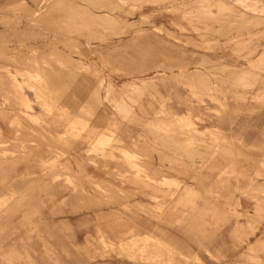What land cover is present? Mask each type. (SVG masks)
I'll return each mask as SVG.
<instances>
[{
  "label": "rangeland",
  "instance_id": "rangeland-1",
  "mask_svg": "<svg viewBox=\"0 0 264 264\" xmlns=\"http://www.w3.org/2000/svg\"><path fill=\"white\" fill-rule=\"evenodd\" d=\"M0 264H264V0H0Z\"/></svg>",
  "mask_w": 264,
  "mask_h": 264
},
{
  "label": "bare ground",
  "instance_id": "bare-ground-1",
  "mask_svg": "<svg viewBox=\"0 0 264 264\" xmlns=\"http://www.w3.org/2000/svg\"><path fill=\"white\" fill-rule=\"evenodd\" d=\"M55 1V0H54ZM59 1V0H58ZM110 1V0H109ZM135 1V0H134ZM35 2V1H34ZM41 2V1H40ZM116 2V1H115ZM66 3V2H65ZM70 3V2H69ZM88 3V2H87ZM105 3H106V1H105ZM251 3V2H250ZM38 4V3H37ZM46 4V3H45ZM68 4V3H67ZM51 5V4H50ZM64 5H66V4H64ZM89 5V4H88ZM97 5V4H96ZM111 5V4H110ZM49 6V5H48ZM47 6V7H48ZM76 6V5H75ZM94 6V5H93ZM248 7H249V5H247ZM36 7H38V6H36ZM252 7V6H251ZM255 7V6H254ZM256 8V7H255ZM46 9V8H45ZM59 9V8H58ZM76 9V8H75ZM78 10V9H77ZM19 11V10H18ZM46 11V10H45ZM68 11V10H67ZM75 11V10H74ZM88 11V10H87ZM49 12V11H48ZM51 12V11H50ZM114 12V11H113ZM235 12V11H234ZM242 12V11H241ZM247 12V11H246ZM18 13V12H17ZM71 13V12H70ZM75 13V12H74ZM82 13V12H81ZM236 13V12H235ZM68 14V13H67ZM76 14V13H75ZM77 14H79V11H78V13ZM44 15V14H43ZM42 15V16H43ZM49 15V14H48ZM53 15H55V14H53ZM57 15V14H56ZM74 15V14H73ZM72 15V16H73ZM80 15V14H79ZM231 15V14H230ZM234 15V14H233ZM236 15H237V13H236ZM248 15V14H247ZM46 16V15H45ZM50 16V15H49ZM61 16V15H60ZM111 16V15H110ZM51 17V16H50ZM53 17H55V16H53ZM84 17V16H83ZM87 17V16H86ZM57 18V17H56ZM63 18V17H62ZM66 18V17H65ZM68 18V17H67ZM98 18V17H97ZM72 19H73V17H72ZM76 18L74 17V20H75ZM80 19V18H79ZM92 19V18H91ZM71 20V19H70ZM78 20V19H77ZM108 20V19H107ZM64 21H65V19H64ZM81 21V20H80ZM86 21V20H85ZM106 21V20H105ZM66 22V21H65ZM116 22V21H115ZM15 23V22H14ZM36 23V22H35ZM71 23V22H70ZM73 23V22H72ZM17 24H19V22L17 23ZM16 25V24H15ZM48 25V24H47ZM68 25V24H67ZM66 25V26H67ZM82 25H84V24H82ZM86 25H87V23H86ZM94 25V24H93ZM96 25V24H95ZM94 25V26H95ZM9 26V25H8ZM11 26V25H10ZM19 27V26H18ZM50 27V26H49ZM91 27H93V26H91ZM33 28V27H32ZM68 28V27H67ZM66 28V29H67ZM80 28V27H79ZM14 29H16V28H14ZM20 29V28H19ZM40 29V28H39ZM48 29V28H47ZM51 29H53V28H51ZM76 29H77V27H76ZM86 29H88V28H86ZM21 30V29H20ZM19 30V31H20ZM78 30V29H77ZM89 30V29H88ZM114 30V29H113ZM6 31V30H5ZM10 31V30H9ZM38 31V30H37ZM63 31V30H62ZM67 31V30H66ZM71 31V30H70ZM87 31V30H86ZM92 31V30H91ZM15 32V31H14ZM49 32V31H48ZM54 32V31H53ZM75 32V31H74ZM57 33V32H56ZM60 33V32H59ZM88 33V32H87ZM63 34V33H62ZM61 34V35H62ZM79 35H80V33H78ZM78 34H75V35H78ZM89 34V33H88ZM247 34V33H246ZM34 35V34H33ZM32 35V36H33ZM74 35V36H75ZM36 36V35H35ZM44 36H46V35H44ZM96 36V35H95ZM38 37V36H37ZM70 37V36H69ZM152 37V36H151ZM36 38V37H35ZM46 38V37H45ZM55 38V37H54ZM65 38V37H64ZM89 38H91V37H89ZM98 39V38H97ZM23 41H24V39H23ZM29 41V40H28ZM102 41V40H101ZM153 41H155V40H153ZM57 42V41H56ZM65 42V41H64ZM91 42V41H90ZM88 43V42H87ZM103 43V42H102ZM65 44V43H64ZM160 44V43H159ZM63 45V44H62ZM94 46V45H93ZM163 46V45H162ZM74 47V46H73ZM91 47V46H90ZM58 48V47H57ZM108 50V49H107ZM153 50V49H152ZM96 51V50H95ZM99 51V50H98ZM42 52V51H41ZM43 52H44V50H43ZM57 52V51H56ZM106 53V52H105ZM55 54V53H54ZM66 54V53H65ZM108 54V53H107ZM57 55H60V54H57ZM105 55V54H104ZM233 55V54H232ZM120 56V55H119ZM31 58V57H30ZM69 58V57H68ZM103 58V57H102ZM105 58V57H104ZM34 59V58H33ZM52 61V60H51ZM159 61H161V60H159ZM30 63V62H29ZM32 63V62H31ZM54 63V62H53ZM68 63V62H67ZM130 63V62H129ZM137 63V62H136ZM146 64V63H145ZM151 64V63H150ZM155 64H158V63H155ZM25 65V64H24ZM47 66V65H46ZM140 66V65H139ZM224 66V65H223ZM42 67V66H41ZM49 67V66H48ZM112 67H114V66H112ZM111 67V68H112ZM154 67V66H153ZM221 67V66H220ZM228 67V66H227ZM51 69V68H50ZM56 69V68H55ZM70 69V68H69ZM150 69V68H149ZM31 70V69H30ZM46 70H47V68H46ZM45 70V71H46ZM54 70V69H53ZM66 70V69H65ZM218 70V69H217ZM24 71V70H23ZM32 71V70H31ZM55 71H57V70H55ZM41 72V71H40ZM52 72V71H51ZM61 72H63V71H61ZM60 72V73H61ZM77 72V71H76ZM17 73V72H16ZM34 73V72H33ZM45 73V72H44ZM79 73V72H78ZM4 74V73H3ZM160 74V73H159ZM35 75V74H34ZM40 75H42V74H40ZM45 75V74H44ZM53 75V74H52ZM64 75V74H63ZM86 75V74H85ZM46 76V75H45ZM48 77V76H47ZM52 77V76H51ZM54 77V76H53ZM59 77V76H58ZM61 77V76H60ZM73 77V76H72ZM75 77H77V75L75 76ZM89 77V76H88ZM170 77V76H169ZM5 78V77H4ZM56 78V77H55ZM74 78V77H73ZM53 79V78H52ZM61 79V78H60ZM7 80V79H6ZM57 80H58V78H57ZM5 81V80H4ZM54 81L55 80H53L52 82L54 83ZM59 81V80H58ZM12 82V81H11ZM140 82V81H139ZM50 83V82H49ZM7 84V83H6ZM16 84V83H15ZM33 84H35V83H33ZM57 84H59V83H57ZM56 84V85H57ZM77 84V83H76ZM127 84V83H126ZM48 86L50 85V84H47ZM35 86V85H34ZM60 86V85H59ZM69 86H71V85H69ZM19 87V86H18ZM41 87V86H40ZM62 87H64V85L62 86ZM61 87V88H62ZM67 87V86H66ZM109 87V86H108ZM3 88H5V87H3ZM22 88V87H21ZM21 88H20V90H21ZM51 88H53V87H51ZM50 88V89H51ZM56 89V88H55ZM71 89H72V87H71ZM110 89V88H109ZM157 89V88H156ZM9 90V89H8ZM7 90V91H8ZM12 90V89H11ZM62 90V89H61ZM13 91V90H12ZM23 90H21V92H22ZM59 91V90H58ZM84 91V90H83ZM111 91V90H110ZM147 91V90H146ZM46 92V91H45ZM50 92V91H49ZM66 92V91H65ZM97 92V91H96ZM107 92H108V90H107ZM9 93H11V92H9ZM8 93V94H9ZM54 93V92H53ZM70 93V92H69ZM84 93V92H83ZM142 93V92H141ZM11 94H13V93H11ZM46 94V93H45ZM61 94V93H60ZM68 94V93H67ZM111 94V93H110ZM3 95H4V93H3ZM137 95V94H136ZM70 96V95H69ZM113 96V95H112ZM6 97V96H5ZM68 97V96H67ZM119 97H121V96H119ZM76 98V97H75ZM122 98V97H121ZM25 99V98H24ZM27 99V98H26ZM25 99V100H26ZM52 99V98H51ZM67 99V98H66ZM70 98H68V100H69ZM89 99V98H88ZM110 99V98H109ZM60 100V99H59ZM63 100V99H62ZM72 101H73V99H71ZM101 100V99H100ZM11 101V100H10ZM61 101V100H60ZM90 101V100H89ZM169 101V100H168ZM50 102V101H49ZM86 102V101H85ZM102 102V101H101ZM100 102V103H101ZM76 103V102H75ZM87 104H88V102H86ZM149 103V102H148ZM51 104V103H50ZM64 104V103H63ZM66 105L67 104H69V103H65ZM85 104V103H84ZM96 104V103H95ZM98 104V103H97ZM139 104V103H138ZM62 105V104H61ZM90 105V104H89ZM53 106V105H52ZM63 106V105H62ZM68 106V105H67ZM88 106V105H87ZM99 106V105H98ZM97 106V107H98ZM104 106V105H103ZM59 107H61V106H59ZM66 107V106H65ZM82 107V106H81ZM94 107V106H93ZM105 107V106H104ZM153 107H155V106H153ZM161 107V106H160ZM62 108V107H61ZM76 108V107H75ZM77 108H79V107H77ZM83 108H84V105H83ZM88 108V107H87ZM99 108V107H98ZM122 108V107H121ZM56 109V108H55ZM59 109V108H58ZM72 109V108H71ZM91 109V108H90ZM104 109V108H103ZM159 109V108H158ZM63 110V109H62ZM67 110H68V107H67ZM76 110V109H75ZM83 110V109H82ZM93 110V109H92ZM99 110V109H98ZM105 110V109H104ZM163 110V109H162ZM161 110V111H162ZM58 111H60V110H58ZM58 111H57V113H58ZM72 111V110H71ZM85 111V110H84ZM127 111V110H126ZM164 111V110H163ZM19 112V111H18ZM61 112V111H60ZM82 112V111H81ZM94 112V111H93ZM129 112V111H128ZM152 112V111H151ZM63 113V112H62ZM61 113V114H62ZM76 113V112H75ZM80 113V112H79ZM106 113V112H105ZM110 113V112H109ZM134 113V112H133ZM20 114V113H19ZM53 114H55L54 112H53ZM68 114V113H67ZM73 114V113H72ZM74 115V114H73ZM76 115V114H75ZM97 115V114H96ZM103 115V114H102ZM57 116V115H56ZM180 116V115H179ZM71 118H72V116H70ZM79 117V116H78ZM88 118V117H87ZM102 118V117H101ZM109 118V117H108ZM116 118V117H115ZM180 118V117H179ZM182 118V117H181ZM180 118V119H181ZM23 119V118H22ZM89 119V118H88ZM92 119H94V118H92ZM96 119V118H95ZM104 119H105V117H104ZM110 119H112V118H110ZM126 119V118H125ZM141 119V118H140ZM27 120V119H26ZM57 120H59L58 118H57ZM66 120V119H65ZM85 120V119H84ZM123 120V119H122ZM186 120V119H185ZM89 121V120H88ZM128 121V120H127ZM131 121V120H130ZM187 121V120H186ZM190 121V120H189ZM53 122V121H52ZM59 122V121H58ZM72 122H74V121H72ZM81 122V121H80ZM92 122V121H91ZM135 122V121H134ZM142 122V121H141ZM159 122V121H158ZM18 123V122H17ZM21 123V122H20ZM20 123H18L19 124V126H20ZM57 123V122H56ZM55 123V124H56ZM62 122H60V124H61ZM112 123V122H111ZM126 123V122H125ZM124 123V124H125ZM130 123V122H129ZM22 124V123H21ZM70 124H72V123H70ZM75 124V123H74ZM98 124V123H97ZM128 124V123H127ZM140 124V123H139ZM154 124V123H153ZM65 125V124H64ZM115 125V124H114ZM118 125V124H117ZM150 125V124H149ZM18 126V127H19ZM60 126H62V125H60ZM76 126V125H75ZM121 126V125H120ZM124 126V125H123ZM158 126V125H157ZM102 127V126H101ZM112 127V126H111ZM116 127V126H115ZM160 127V126H159ZM58 128V127H57ZM61 128V127H60ZM59 128V129H60ZM80 128V127H79ZM78 128V129H79ZM122 128H124V127H122ZM128 128V127H127ZM164 128V127H163ZM38 129V128H37ZM62 129H64V128H62ZM98 129V128H97ZM106 130H107V128H106ZM150 130V129H149ZM161 130V129H160ZM175 130V129H174ZM42 131V130H41ZM64 131V130H63ZM147 131V130H146ZM170 131V130H169ZM179 131V130H178ZM193 131V130H192ZM195 131V130H194ZM44 132V131H43ZM66 132H67V130H66ZM107 132V131H106ZM129 132V131H128ZM148 132H150V131H148ZM158 132V131H157ZM168 132V131H167ZM59 133H61V132H59ZM64 133V132H63ZM68 133H70L69 131H68ZM103 133H104V131H103ZM35 134V133H34ZM66 134V133H65ZM106 134V133H105ZM156 134V133H155ZM64 135V134H63ZM115 135H116V133H115ZM118 135V134H117ZM157 135V134H156ZM159 135V134H158ZM167 135V134H166ZM52 136V135H51ZM80 136H81V134H80ZM104 136V135H103ZM110 136V135H109ZM153 136H154V134H153ZM170 136V135H169ZM67 137V136H66ZM84 137V136H83ZM123 137V136H122ZM125 137V136H124ZM157 137V136H156ZM171 137V136H170ZM170 137H169V139H170ZM175 137V136H174ZM181 137V136H180ZM20 138V137H19ZM157 138H159V137H157ZM163 138V137H162ZM5 139H7V138H5ZM12 139V138H11ZM10 139V140H11ZM134 139V138H133ZM154 139H156V138H154ZM75 140H77V139H75ZM85 140H87V139H85ZM136 140V139H135ZM159 140V139H158ZM68 141V140H67ZM7 142V141H6ZM11 142V141H10ZM133 142V141H132ZM160 142V141H159ZM162 142V141H161ZM164 142V141H163ZM172 142V141H171ZM14 143V142H13ZM36 143V142H35ZM175 143V142H174ZM173 143V144H174ZM177 143V142H176ZM81 144V143H80ZM127 144V143H126ZM126 144H125V146H126ZM133 144V143H132ZM137 144V143H136ZM39 145V144H38ZM115 145V144H114ZM175 145V144H174ZM48 146V145H47ZM78 146V145H77ZM171 146V145H170ZM177 146V145H176ZM9 147V146H8ZM34 147V146H33ZM80 147V146H79ZM174 147V146H173ZM104 148V147H103ZM132 148V147H131ZM145 148V147H144ZM59 149V148H58ZM134 149V148H133ZM147 149V148H146ZM172 149V148H171ZM174 149V148H173ZM25 150V149H24ZM29 150V149H28ZM72 150V149H71ZM85 150V149H84ZM92 150V149H91ZM110 150V149H109ZM136 150H137V148H136ZM142 150H144V149H142ZM148 150V149H147ZM150 150V149H149ZM20 151V150H19ZM63 151H65V149L63 150ZM118 151V150H117ZM182 151H184V150H182ZM24 152V151H23ZM130 152V151H129ZM132 152V151H131ZM170 152V151H169ZM25 153V152H24ZM62 153V152H61ZM127 153H128V151H127ZM78 154V153H77ZM113 154V153H112ZM133 154V153H132ZM138 154V153H137ZM94 155V154H93ZM114 155V154H113ZM135 155V154H134ZM134 155H132V156H134ZM60 156V155H59ZM136 156V155H135ZM159 156V155H158ZM165 156V155H164ZM186 156V155H185ZM63 157V156H62ZM140 157V156H139ZM151 157V156H150ZM169 157V156H168ZM136 158V157H135ZM145 158V157H144ZM148 158V157H147ZM152 158V157H151ZM165 158V157H164ZM149 159V158H148ZM168 159V158H167ZM88 160V159H87ZM106 160V159H105ZM120 160V159H119ZM130 160V159H129ZM137 160V159H136ZM154 160V159H153ZM109 161H111V160H109ZM140 161V160H139ZM149 161V160H148ZM152 161V160H151ZM105 162V161H104ZM116 162V161H115ZM137 162V161H136ZM167 162H169V161H167ZM172 162V161H171ZM113 163H114V161H113ZM127 163H128V161H127ZM140 163V162H139ZM103 164H105V163H103ZM131 164H133V162L131 163ZM136 164V163H135ZM148 164H152V163H148ZM160 164V163H159ZM162 164V163H161ZM172 164V163H171ZM52 165V164H51ZM99 165H100V163H99ZM108 165V164H107ZM111 165V164H110ZM113 165V164H112ZM124 165V164H123ZM125 165H127V164H125ZM140 165V164H139ZM154 165V164H153ZM102 166V165H101ZM116 166V165H115ZM152 166V165H151ZM150 166V167H151ZM173 166V165H172ZM171 166V167H172ZM103 167V166H102ZM129 167V166H128ZM127 167V168H128ZM132 167V166H131ZM154 167V166H153ZM170 167V166H169ZM113 168V167H112ZM126 168V169H127ZM54 169V168H53ZM129 169H131V168H129ZM141 169V168H140ZM147 169V168H146ZM150 169V168H149ZM55 170V169H54ZM109 170V169H108ZM118 170V169H117ZM154 170V169H153ZM157 170V169H156ZM155 170V171H156ZM59 171V170H58ZM150 171H151V169H150ZM159 171V170H158ZM133 172V171H132ZM160 172V171H159ZM107 173V172H106ZM157 173V172H156ZM58 174H60V173H58ZM125 174V173H124ZM51 175V174H50ZM57 175V174H56ZM154 175H155V173H154ZM163 175V174H162ZM165 175V174H164ZM55 176V175H54ZM161 177V176H160ZM163 177V176H162ZM166 178V177H165ZM157 179V178H156ZM169 180H171L170 178H168ZM160 180H162V179H160ZM73 187V186H72ZM7 193V192H6ZM71 193V192H70ZM131 203V202H130Z\"/></svg>",
  "mask_w": 264,
  "mask_h": 264
}]
</instances>
